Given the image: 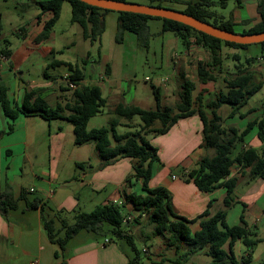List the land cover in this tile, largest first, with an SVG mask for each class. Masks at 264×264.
<instances>
[{
    "label": "crops",
    "instance_id": "obj_1",
    "mask_svg": "<svg viewBox=\"0 0 264 264\" xmlns=\"http://www.w3.org/2000/svg\"><path fill=\"white\" fill-rule=\"evenodd\" d=\"M18 1L22 5L23 10H35L27 17L23 13L18 14L22 25L14 33V37L19 41L14 46L5 38L6 33L3 32L0 20V41L2 42L0 51L6 49L10 52L8 58L0 54V80L6 84L7 98L11 103V107L15 110L20 107L24 93L29 90H35L49 107L64 106L66 103L71 102L72 94L65 89L62 82L63 75L67 72L71 73L66 64H70L74 68L76 63L56 57L55 54H62V50L47 42L54 35V28L60 20L66 2L62 4L59 19L52 27L49 36L37 42L35 39L41 33L44 23L51 17V13L40 12L39 0H28L29 4H26L25 0ZM158 1L160 3L162 1L175 3L173 0ZM194 1L199 2V0ZM210 1L212 2L211 7H214L217 3L214 0ZM218 1L221 8L227 6V0ZM231 1H233V8L226 15L212 11L211 7L210 11L221 17L222 20H230L233 24V29L237 28L239 30L237 33H242V31L251 28L259 22L260 17L257 6L260 0ZM184 8L185 6L183 5ZM105 16H107V13L104 15V20ZM115 20L117 24V16ZM70 25L73 27L77 24L71 23ZM158 34L163 36L162 50L165 51L166 65L172 70L171 77L159 78V84L155 85L161 96L160 105L162 107H167V101L172 100L174 96V100L177 102L181 81L179 83L176 81L178 79L181 80V76H185L195 83L192 97L195 98L201 92L202 104L212 101L217 93L225 94L227 92L225 80L234 78L235 72L219 71L214 68L211 73L215 75V80L204 84L199 83V86L196 87V81H198L196 63L207 62L210 58L209 53L192 42L188 47L183 48V52H178L176 43L179 40L172 33H162L160 27ZM129 35L130 33L124 32L122 40L125 37L130 38ZM133 36L136 37L135 35ZM97 50L99 51V47ZM98 51L96 59H87L86 66L89 72L87 74V72L84 73L83 71L84 77L80 84L88 87H98L106 103L99 114L88 120L86 127L88 130L102 127L108 128L110 121L114 119L116 120L115 130L118 134L135 131L140 124L138 117H133L131 120L116 117L113 114V109L118 104L136 106L142 109H153L155 103L151 88L150 93L145 94L144 97H141L139 93H135V90L132 93L129 92L130 90L121 84V82H129L132 74V72L130 74L124 72L125 63L123 58L120 56L119 59L121 61L118 64L114 63L113 67V63L107 57L101 58V54ZM238 51L239 49L234 48L226 50L227 53L232 54V58L237 56L239 59ZM242 51L246 50L242 49ZM259 51L260 53L255 55L246 54L245 60L253 58V62L250 64L246 63L247 65L244 63L241 67H245L249 71L253 83L261 84L260 89L254 95L262 93V98L253 101L251 99L254 95H252L246 105L239 108L232 116L229 115L231 112L230 106H221L218 109V114L226 127H233L241 131L249 122L259 119L264 121V52ZM34 55H37V58L32 62L30 61L31 56L33 57ZM57 62L60 63L58 64ZM51 64H55V66H50ZM54 68H56L57 72L55 75L48 73L49 69ZM114 69L117 71V75H115ZM194 71L196 80L195 77L191 78L188 76ZM31 72H33L32 77L25 78V74H30ZM161 79H165V81H161ZM172 82H174V86H168ZM37 118L41 119L38 116L19 115L14 121H11L0 110L1 193L8 192L13 198H17L19 192L24 190L26 198L31 200L32 198L28 197L27 194L36 192V198H39L46 204V207L57 212L61 219L71 225L64 214H73L71 218L74 220L78 213L83 212L80 207V194L85 199H90L93 195H99L100 193L105 195L108 193L100 205L112 202L121 206L124 204V196L126 194L137 191L136 187H139L140 181L134 182L132 178L134 161L128 158H121L102 166V160L95 149L94 142L82 145L74 144L73 129L69 122L62 119L53 120L57 121L53 129L51 128V121L47 122L48 129L45 132L44 124L37 122ZM119 127L125 130L119 131ZM65 130H67L66 134L72 135L71 139L64 134ZM189 134L195 137L197 145L187 149L181 158L177 156L180 153L176 154L177 150L173 146L171 155L163 156L159 153L158 162L152 165V177L148 182V186L150 188L162 187L167 190L170 195L171 212L187 221L199 218L207 209L210 199L214 201L208 208V217L222 210L225 211V219L228 225L243 227L244 225L239 222V216L242 214L245 227L255 233V238L261 240L254 246L251 257L252 262L254 253L259 249L257 260L258 264H260L264 259V176L253 178L249 173V168H242L237 164H233L229 170V178L235 179V189L232 194L233 201L228 207H224L225 191L223 188L203 193L198 191L191 181L185 180L186 172L195 168L199 159L212 157L214 154L212 149H205L201 146L202 127L198 117L192 115L179 119L163 135H170L173 142L181 144L186 137H189ZM148 136L150 135L145 136L147 140ZM46 138L48 140L47 169H41L39 173H35L33 168H30L29 171L30 178L32 180L37 179L38 185L35 187L29 185L28 187L18 186L14 188L12 186L15 183L14 180L22 175L23 168L28 164L30 165L32 159L37 158L38 151ZM148 141L150 142V140ZM111 143L114 145L115 142L111 140ZM263 145V142L257 136V128L253 127L243 136L241 142L235 144L237 149L234 147L232 156L234 157L239 151L246 149H253L259 153ZM77 163L83 164V167L77 169L75 166ZM173 170L179 172L178 174H181V177L176 175L177 173H173ZM62 171L67 172V176L61 175ZM30 189L33 191L30 192ZM123 207H126L129 212H136L129 204H124ZM199 220L196 219L194 223L189 224L191 233L199 229ZM128 224L126 223V226ZM74 238V244L70 246L71 249L67 252V264H128L131 255L118 244H114L109 240L99 242L85 232L79 233ZM146 238L147 241L141 250L143 248L146 249L147 264L170 263L171 257L178 256L173 249L166 247V235L153 236L151 233L150 237ZM70 241L67 244V250ZM240 244H242L240 240L235 241L232 246V252ZM159 249L160 251L158 252ZM55 250H57V247L49 242L43 228L41 213L38 209H25L24 202L19 201L16 209L8 211L6 216L0 214V264H59L60 259L53 256ZM184 251H186V248L183 246L178 254L180 255ZM151 255L156 256V260L153 261L150 257ZM200 255L207 257L204 251H200L181 264H193ZM243 256L245 254L235 257L239 260ZM208 263L209 261H203L202 264Z\"/></svg>",
    "mask_w": 264,
    "mask_h": 264
},
{
    "label": "trees",
    "instance_id": "obj_2",
    "mask_svg": "<svg viewBox=\"0 0 264 264\" xmlns=\"http://www.w3.org/2000/svg\"><path fill=\"white\" fill-rule=\"evenodd\" d=\"M117 1L132 2L130 0ZM173 1L185 6L179 12L224 31L235 33L230 20H222L221 17L210 11L212 5L210 0ZM64 2L70 6V23L80 26L83 39L88 40L90 44L98 42L104 31V15L114 11L92 7L79 0H39L40 12H50L51 17L44 23L41 33L35 40L39 42L49 36L52 27L59 19L61 6ZM148 5L165 8L159 2ZM257 11L260 17L259 22L242 33L264 31V0H260L258 3ZM116 13V43L122 42L124 32L135 35L139 42L147 40L149 37L148 21L159 20L161 21V32L172 33L183 47H188L192 42L207 51L210 56L209 60L196 63L197 80L200 84L215 80V75L211 73L212 69L217 68L221 71L222 47L242 50L249 46L224 42L172 20L127 12ZM256 45L260 47L261 52H264V42ZM0 54L8 58L10 52L3 49ZM88 57L89 53L86 58L81 60V67L77 63L74 68L70 64H66L71 72L70 80L76 85V88L72 90L70 103L51 108L38 95L37 91L29 90L24 93L20 107L14 110L7 98V87L0 80V110L11 121H14L19 115L38 116L47 122L57 119L66 120L72 125L74 144L82 145L94 142L95 149L102 160V166L121 158L134 161L132 178L134 182L140 181V185L137 191L124 196L123 203L131 205L132 209L138 213V217L148 215L150 224L153 225V236L166 235V247L173 249L178 255L174 264H181L200 251H204V254L209 257L208 264H249L252 260L253 248L261 240L255 238V233L245 227L242 214L239 216V222L244 225L243 227L228 225L225 211L222 210L208 217V208L214 201L210 199L207 209L199 218L187 221L171 212L170 195L167 190L162 187L150 188L148 186L152 177V165L158 162V155L157 149L150 144L145 136L166 134L179 119L196 115L202 127L201 146L205 149H212L214 154L212 157L199 159L195 168L186 172L185 180L191 181L197 190L203 193L223 188L225 191L223 205L228 207L233 201L232 194L235 189V179L229 178V170L233 164L249 168V173L253 178L264 176V145L259 153L253 149H246L239 151L234 157L232 156L235 144L241 142L243 136L253 127L257 128V136L264 144V121L259 119L249 122L243 130L239 131L236 128L223 125L218 109L223 105L230 106L229 115H234L260 89L261 84L252 82L251 74L245 67H241L242 64L235 65L234 78L225 80L227 92L225 94L217 93L212 101L202 104L201 92L195 98L192 97L195 83L185 76H181L180 91L174 108L160 105L159 90L153 85L150 87L155 103L153 109H142L122 104L114 107L113 114L116 117L126 120L138 117L140 124L137 130L118 134L115 130L116 120L114 119L110 121L108 128L88 130L86 127L88 120L99 114L106 103L98 87L80 84L84 77L83 70ZM233 59L238 61L237 56H234ZM251 62H253V58L245 60L244 63L247 65ZM50 66H55V64ZM205 108L210 110V116L205 113ZM157 122L159 127H154ZM111 140L115 142L114 145ZM75 166L78 169L82 168L83 164L77 163ZM19 201L24 202L25 209L40 211L46 236L49 242L57 247L53 256L60 259L59 264H67V244L81 232L89 234L94 239L102 238L106 234L124 239L133 252L128 264H147L141 261L131 235L127 234V221L122 214L124 204L118 206L108 202L98 205L88 213H78L74 222L68 225L57 212L46 207V204L39 198L34 197L29 200L26 198V192L21 190L17 198H13L8 192H0V214L6 216L8 211L16 209ZM202 218L205 219L202 220ZM196 219H200L199 229L191 233L189 224L194 223ZM237 240H240L245 247V256L239 260L232 252V246ZM183 246L186 251L179 255ZM260 264H264V259Z\"/></svg>",
    "mask_w": 264,
    "mask_h": 264
},
{
    "label": "rangeland",
    "instance_id": "obj_3",
    "mask_svg": "<svg viewBox=\"0 0 264 264\" xmlns=\"http://www.w3.org/2000/svg\"><path fill=\"white\" fill-rule=\"evenodd\" d=\"M134 3L142 4V5H148L150 3L155 4L156 2H159L158 0H130ZM217 2L214 7H211V10L217 13H223L224 15L228 14L233 8V1L227 0V6H224L221 8L219 6V1L214 0ZM26 4H29L28 0L24 1ZM160 3V2H159ZM161 4L168 9L180 11L183 9V5L173 3L170 1H162ZM64 8L60 20L56 24L54 28V35H52V39H50L47 43L50 45L55 46L56 48H59L62 50V54H55L56 57H61L62 60L65 61H71L72 63H77L79 67H81V60L86 58V55L89 53L88 60H93L97 58V48L99 47L98 53L101 54V58L107 57L111 63L118 64L121 60L119 59L120 56L123 58V62L125 63L124 72L127 74H131V77L129 79V82H121L122 85H124L127 89H129V92L139 93L141 97H144L145 94L150 93V87L151 85L155 86L159 84V78H168L171 77L172 70L170 67L166 65V59H165V51L162 50V44L164 42L163 36H160L159 31L161 27V21L159 20H151L148 23L149 28V37L147 40H141L140 42L137 41L136 37L133 35H129L130 38H123L122 43H116L115 42V36H116V12H108L107 16H105L104 20V31L99 39L98 42L93 43L92 45L88 40H84L82 37L81 29L78 25H74L71 27V23L69 22L70 18V7L68 3H65ZM35 9H33L34 11ZM33 11H25L22 9V5H20V2L17 0H0V20L3 27V32L6 33L5 38L8 39V41L11 43V45H17L18 39L14 37V33H16V30L22 25L21 19H19L18 14L23 13L25 17L30 15ZM222 11V12H220ZM65 12V13H64ZM235 33H237L239 30L237 28H234ZM64 34V35H61ZM73 43V44H71ZM0 44L2 42L0 41ZM71 44V45H70ZM184 47L180 43V41H177L176 43V50L178 52H183ZM228 47H223L221 51V70L225 72H234V66L238 65V63L244 64L245 61V55H255L260 53V47L256 44L249 45L245 50L242 51L239 50V56L240 58L237 60H234L232 58V54L227 53L226 50H228ZM122 52V55H121ZM37 55L31 56L30 61H34L37 57ZM28 63V62H27ZM87 65V64H86ZM84 66V73L89 72L88 67ZM91 68V66H89ZM29 68V67H28ZM23 70V69H21ZM55 70V71H54ZM60 71V69H58ZM115 75H117V71L114 69ZM119 72V71H118ZM48 73H52L55 75L56 68L49 69ZM30 74L26 73L25 78L32 77ZM189 77H195V71L188 74ZM148 78V81H145V78ZM196 80V77H195ZM181 80H177L176 82L179 83ZM63 86L67 88L72 93V89L68 88L66 83L64 81ZM174 82L169 83L168 86L173 87ZM6 85V84H5ZM199 86V82L196 81V87ZM196 94V92H195ZM175 98V96H174ZM167 101V107L174 108V105L176 104V100ZM262 98V93H258L252 97L251 100L256 101L258 99ZM205 113L210 116V110L204 109ZM106 112V110H105ZM175 112V110H174ZM40 118V117H39ZM136 118V117H135ZM138 119V118H137ZM37 122H40V124H44V131L48 129L47 121L36 119ZM51 128L53 129L54 126L57 124V121H51ZM154 127H159L158 122L155 123ZM119 131L125 130L124 128L119 127ZM66 131H64V134H66ZM66 136L72 138L71 134H66ZM200 136V134H199ZM148 140H150V144L157 149V155L161 153L163 156H167V154L171 155L172 152V146L176 148V154L179 156V158L183 157L184 153H186L187 149L191 148L193 145H197V140L195 137L191 134H189V137H186L183 143L176 144L172 141V137L170 135H150L148 136ZM48 140L45 139L44 143L42 144V147L38 151L37 158L32 159V163L29 165H26L23 168L22 175L14 180L15 183L12 184L14 188L20 186V187H28L29 185H33L34 187L38 185L37 179H31L29 176L30 168L34 169L35 173H39L41 169L46 170L48 167ZM237 149V147H235ZM212 152V151H211ZM162 156V157H163ZM166 160V158H165ZM173 173H177L176 175H179L181 177V174H178L179 172L174 171ZM61 175L67 176V172L62 171ZM32 181V182H31ZM31 182V184H30ZM135 189V188H134ZM136 189H138L136 187ZM108 193L104 195V193H100L99 195H93L90 197V199L83 197L82 194H80L81 199V210L83 212H90L92 211L96 206L100 205L102 203V200L106 198ZM28 197H35L37 196L35 193H28ZM71 213H65L64 216L67 217L68 223L72 224L74 220L71 218L73 214ZM122 214L127 221V234L131 235L133 239V244L137 251L139 252V255L141 257V261L143 263H146V257L145 254L141 252L142 246L146 243L147 238L150 237L152 231H153V225L150 224L148 215H143L141 217H138V213H132L129 212L126 207H123ZM74 238V237H73ZM72 238V241H70V244L68 246L67 252L71 249L70 246L74 244V239ZM97 241L101 242L103 240H109L113 242L114 244H118L122 248H124L129 255L133 256V252L131 251L129 245L126 243L124 239H118L115 236L111 234H106L102 238L96 239ZM260 248V247H259ZM245 247L240 244L239 247H235L233 252L235 256L240 257L245 252ZM160 249L158 250V252ZM259 249L256 250L253 256V261L251 264H258V253ZM66 252V253H67ZM164 253V252H162ZM182 253V252H181ZM151 259L154 261L156 260V256L151 255ZM177 257L173 256L171 257V262L173 263H165V264H174V261H176ZM209 257H204L200 255L193 264H202L203 261H209Z\"/></svg>",
    "mask_w": 264,
    "mask_h": 264
},
{
    "label": "water",
    "instance_id": "obj_4",
    "mask_svg": "<svg viewBox=\"0 0 264 264\" xmlns=\"http://www.w3.org/2000/svg\"><path fill=\"white\" fill-rule=\"evenodd\" d=\"M89 6L96 7L103 10L114 12H127L150 17H157L167 20H172L183 25H186L196 31L202 32L206 35L222 40L224 42L253 45L264 42V31L258 33H234L224 31L212 26L206 22L200 21L182 12L156 7L149 5H142L134 2H122L117 0H79Z\"/></svg>",
    "mask_w": 264,
    "mask_h": 264
},
{
    "label": "built area",
    "instance_id": "obj_5",
    "mask_svg": "<svg viewBox=\"0 0 264 264\" xmlns=\"http://www.w3.org/2000/svg\"><path fill=\"white\" fill-rule=\"evenodd\" d=\"M145 80L148 81V78H145ZM63 81L66 83V85H67L68 88H70V89H72V90H74V89L76 88V85H75L73 82H71V80H70V73L67 72V73H65V74L63 75ZM161 81H165V79H161ZM29 191L32 192L33 190L30 189ZM141 252H142L143 254H145V253H146V249L143 248V249L141 250Z\"/></svg>",
    "mask_w": 264,
    "mask_h": 264
}]
</instances>
